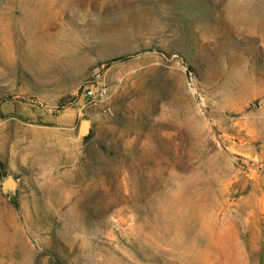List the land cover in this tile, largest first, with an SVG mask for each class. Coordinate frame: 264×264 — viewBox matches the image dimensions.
I'll return each instance as SVG.
<instances>
[{
  "label": "rangeland",
  "instance_id": "374dc122",
  "mask_svg": "<svg viewBox=\"0 0 264 264\" xmlns=\"http://www.w3.org/2000/svg\"><path fill=\"white\" fill-rule=\"evenodd\" d=\"M0 264H264V0H0Z\"/></svg>",
  "mask_w": 264,
  "mask_h": 264
},
{
  "label": "built area",
  "instance_id": "2783aa9c",
  "mask_svg": "<svg viewBox=\"0 0 264 264\" xmlns=\"http://www.w3.org/2000/svg\"><path fill=\"white\" fill-rule=\"evenodd\" d=\"M108 93V86L100 82L90 83L84 88L85 99L91 103H96L104 100L107 97Z\"/></svg>",
  "mask_w": 264,
  "mask_h": 264
},
{
  "label": "water",
  "instance_id": "95a60500",
  "mask_svg": "<svg viewBox=\"0 0 264 264\" xmlns=\"http://www.w3.org/2000/svg\"><path fill=\"white\" fill-rule=\"evenodd\" d=\"M89 129V125L88 124H84L81 128V135H84Z\"/></svg>",
  "mask_w": 264,
  "mask_h": 264
}]
</instances>
